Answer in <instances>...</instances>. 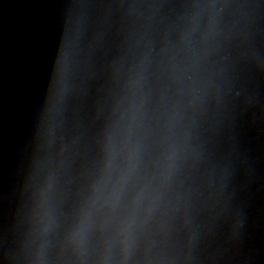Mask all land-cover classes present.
<instances>
[{"label":"clouds","instance_id":"obj_1","mask_svg":"<svg viewBox=\"0 0 264 264\" xmlns=\"http://www.w3.org/2000/svg\"><path fill=\"white\" fill-rule=\"evenodd\" d=\"M130 158L134 159V153L132 154V156ZM126 179H127V176H122L121 177V182L123 183Z\"/></svg>","mask_w":264,"mask_h":264}]
</instances>
